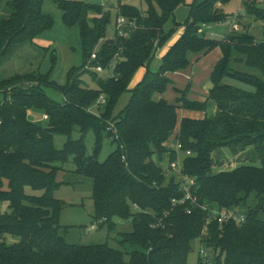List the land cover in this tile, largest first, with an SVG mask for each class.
<instances>
[{
  "label": "trees",
  "instance_id": "obj_1",
  "mask_svg": "<svg viewBox=\"0 0 264 264\" xmlns=\"http://www.w3.org/2000/svg\"><path fill=\"white\" fill-rule=\"evenodd\" d=\"M6 1L10 13L0 17V60L13 45L33 41L53 26L52 18L43 12L44 0ZM143 1L144 12L133 5H118L116 20L123 16L134 26L125 27L126 36L115 30L114 42L106 43L110 15L103 13L101 5L55 0L63 23L79 28L81 67L96 45L92 65L108 70L112 58H119L112 76L96 75L94 87L81 79L70 81L73 68L63 85L50 77L51 69L0 79V202H8L7 210L0 211V264H187L194 240L209 249L212 264H264V216L260 217L264 212V25L259 39L241 31L240 22V30L231 29L221 39L205 37L203 25L233 18L222 8L231 0ZM180 4L189 7L182 23L174 15ZM241 14L264 24V9L254 0L244 1ZM179 27L183 32L161 56L157 69L151 70L155 53ZM215 47L222 56L210 73L211 87L204 101L187 97L189 84L179 90L181 96L175 102L154 99L171 83L168 72L189 66V54L202 55ZM141 67L145 68L141 80L128 89ZM44 87L61 92L62 99H52ZM125 91L130 97L115 112ZM100 95L105 98L104 109L93 115L88 109ZM211 103L216 111L208 114L205 109ZM179 108L204 115L185 116L178 122ZM31 109L42 111L46 121L31 120ZM107 121L116 128V148L99 161ZM75 128L81 137L73 140L70 135ZM89 130L95 134L92 154L86 153L84 143ZM54 135L67 136L62 147L55 146ZM171 135L183 151L191 152L182 154L183 173L197 183V204L190 213L186 202L171 206V199L181 198L182 191L172 180L163 185L164 170L152 159L154 153L161 157L167 151L164 144ZM226 145L257 146L260 165L241 164L213 172L210 152ZM168 152L169 161L176 152ZM69 157L76 164L74 172L92 181L94 222L104 218L110 226L114 218L131 219L132 230L119 241L133 248L127 259L123 250L107 243L71 244L59 234L64 202L54 192L68 181L58 179L63 168L57 163ZM250 195L259 202L246 209L243 223L220 222L217 217L207 222L203 205L232 209ZM7 234L16 240L8 242ZM197 264H201L199 258Z\"/></svg>",
  "mask_w": 264,
  "mask_h": 264
},
{
  "label": "rangeland",
  "instance_id": "obj_2",
  "mask_svg": "<svg viewBox=\"0 0 264 264\" xmlns=\"http://www.w3.org/2000/svg\"><path fill=\"white\" fill-rule=\"evenodd\" d=\"M90 4H99L102 6L103 13L105 15H110V23L107 26V32L104 39L111 38L114 39V32L126 31V28H117L116 15L118 12L119 4H129L136 6L142 12L146 9V3L143 0H81ZM245 0H231L222 6L224 11L228 12L236 19V28L240 30V26L237 22H240L241 31H248L255 35L257 39L262 37L263 22L255 19L253 16H243L242 10L244 8ZM257 6L264 9V0H254ZM43 12L49 15L53 20V26L41 34L39 37L33 41H23L19 42L11 47L9 52L0 60V79L8 78L15 73L20 75L25 74H37L38 72H45L51 69V78L55 80L58 84L63 85L67 80V72L73 68L70 72L69 80L81 79L83 82L89 86L94 87L96 78L95 76L105 77L110 74L113 70L114 64L117 63L119 58L115 55L112 58L110 65L104 69L102 72L96 73L92 68V58L93 53H97L98 46L96 45L92 50L89 59H87L86 64L81 67L83 57L81 54V41L79 35V28L77 25L67 26L63 23L61 19V10L58 7L55 0H44L42 4ZM239 12L240 16L235 17ZM241 12V13H240ZM10 13V7L6 0H0V17L6 16ZM188 13V6L182 4L175 11V19L182 23ZM232 19V18H231ZM205 30V37H213L221 39L225 34H227L231 29L230 27L221 22L219 24L206 25L203 26ZM200 31V30H199ZM102 41V40H101ZM52 54H56V59L52 61ZM214 53L211 55L210 59H213ZM158 60L153 58L150 62L149 68L151 70H156L158 65ZM53 66V67H52ZM52 67V68H51ZM145 68L141 67L137 70L133 76L128 89H131L141 80ZM168 87V86H167ZM170 87V86H169ZM183 87V86H182ZM175 92L174 96L179 98L183 90L177 87H173ZM172 89V88H171ZM45 93L55 100H61V92L51 88L44 87ZM1 97V94H0ZM130 97L129 91H125L119 98V101L114 109L115 112L119 111L127 103ZM190 99H196L193 94H190ZM175 102V101H173ZM211 104L205 110L206 112L210 109ZM104 109V105L99 104L97 106L93 105L88 111L93 115H99ZM200 114V112H198ZM29 118L31 120L45 122V114L38 109H31L29 111ZM106 132L103 133L105 136L103 138L102 147L97 153V159L103 161L107 155L116 148V142H114V137H117L116 128L114 123L107 121ZM112 133V135H110ZM175 135V134H174ZM174 135L166 141L164 144L167 151H163L161 157L159 153L153 154V161L156 165L161 166L164 170L165 182L163 185L168 184L170 180L176 186H181L180 182L176 177L174 170L169 169V163L171 161L181 159L184 155L177 154L172 160L168 161V156L170 153L168 150L173 149L175 145ZM81 137V132L78 128H75L70 138L75 140ZM67 136L65 135H54V143L57 148L63 146L66 141ZM84 143L86 146V153L92 154L94 152L95 145V134L92 130L87 131L84 134ZM260 150L257 146H247L245 148L241 147H231L230 145L219 146L214 148L210 152V156L213 160L212 171L218 170H232L241 164H253L260 165ZM62 166L58 174V179L62 181H68V183L63 184L55 192L54 196L63 200L60 214H59V234L64 237L67 243L79 244V245H89V244H100L107 243L112 248H117L124 251V258H128V253L132 251V247L128 244H120L119 241L123 238L124 232H129L132 230L131 219L119 220L114 218L115 224H108L107 220L104 218L94 222L93 217V200L91 197V179L85 175L77 174L74 172L76 164L69 157V160L61 163H57ZM196 190V184L193 187ZM35 194H41L40 190H33ZM258 199L250 195L246 198L245 202L241 201L235 207L236 209L243 210L244 212L248 208H254L258 204ZM8 202H0V211L7 210ZM264 216V212H260V217ZM100 222H103L101 224ZM92 225L94 227H92ZM8 242H13L16 240L15 237L11 235H5ZM192 250L188 254L187 264H197V259L199 258V248L200 242L194 240L191 243ZM210 253V251H209ZM211 254V253H210Z\"/></svg>",
  "mask_w": 264,
  "mask_h": 264
},
{
  "label": "crops",
  "instance_id": "obj_3",
  "mask_svg": "<svg viewBox=\"0 0 264 264\" xmlns=\"http://www.w3.org/2000/svg\"><path fill=\"white\" fill-rule=\"evenodd\" d=\"M181 5L182 4H180L179 6ZM178 7L175 9V11L178 9ZM188 12H189V7H188ZM182 32H183V27H179L173 33V35L167 40V42L157 50L154 56V58L158 60L157 64H160L161 56L174 43V41L180 36ZM213 53H214L213 59H210ZM221 56H222V52L219 47H215L211 51L202 55L189 54V61H190L189 66L187 68L179 69L174 72H168L167 76L170 78L171 83L168 85L167 89L163 93L156 94L154 96V99L158 100L160 98H164L169 102H173L176 100L177 97V96L173 97L175 95L174 94L175 92H173L174 90L173 87L184 89L189 84V91L187 93V97L189 98L190 94H193L197 100L204 101L208 95V90L211 87L210 73L216 62L221 58ZM215 111H216V106L213 103H211V107L207 111V113L210 114V113H214ZM198 112H200V114H198ZM177 115L179 122L180 119L185 116L191 118H201L203 117L204 112L179 108L177 110Z\"/></svg>",
  "mask_w": 264,
  "mask_h": 264
},
{
  "label": "built area",
  "instance_id": "obj_4",
  "mask_svg": "<svg viewBox=\"0 0 264 264\" xmlns=\"http://www.w3.org/2000/svg\"><path fill=\"white\" fill-rule=\"evenodd\" d=\"M239 12H237L238 14ZM224 23H226L230 29H237L235 23H236V19L232 18L230 20H226ZM133 27L134 23L132 21H128L125 17L123 16H119L117 18V28L119 29L120 27L125 28V27ZM204 26V25H203ZM119 35L122 36H126L127 32L126 31H119L118 32ZM92 59L96 58V53H93L91 55ZM95 71L97 72H102L103 68L100 65H93L92 67ZM110 76H112V70L109 74ZM105 102V98L103 95L99 96V99L95 102V106L102 104ZM46 118V116H44ZM173 150H175V152L177 154H184L186 156L191 155V152L189 150H182L181 144L179 143L178 140L175 141V145L173 147ZM169 169L174 170L176 177L178 179V182H180L181 186H179V190L182 191V197L181 198H172L171 199V206L174 207L178 204H183V203H188L187 207H186V212L190 213L191 211V207L193 205L197 204L196 201V196L194 195V189L193 187L197 186L196 181L191 178V177H187L185 176V174L183 173V165H182V161L181 159H177V160H173L169 163ZM134 208H137L136 205H134ZM203 210L207 211V222L209 221V218L212 217H217L218 220L220 222L223 221H228V220H232L234 222H236L237 224H241L245 221L246 215L245 212L243 210L240 209H236V208H223V209H216V208H208L207 206L203 205L201 207ZM92 227H94L92 225ZM199 260L201 264H212V260L211 258H209V249L204 247V245L202 243H200V248H199Z\"/></svg>",
  "mask_w": 264,
  "mask_h": 264
},
{
  "label": "water",
  "instance_id": "obj_5",
  "mask_svg": "<svg viewBox=\"0 0 264 264\" xmlns=\"http://www.w3.org/2000/svg\"><path fill=\"white\" fill-rule=\"evenodd\" d=\"M113 42H114V39H111V38L106 39V43H113Z\"/></svg>",
  "mask_w": 264,
  "mask_h": 264
}]
</instances>
